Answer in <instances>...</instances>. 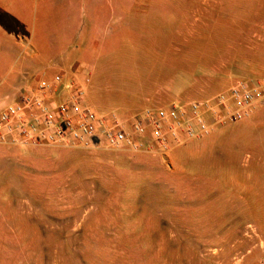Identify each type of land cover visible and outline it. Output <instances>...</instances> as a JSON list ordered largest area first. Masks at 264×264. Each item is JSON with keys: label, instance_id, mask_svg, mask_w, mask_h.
I'll return each mask as SVG.
<instances>
[{"label": "rangeland", "instance_id": "rangeland-1", "mask_svg": "<svg viewBox=\"0 0 264 264\" xmlns=\"http://www.w3.org/2000/svg\"><path fill=\"white\" fill-rule=\"evenodd\" d=\"M33 40L36 85L96 63L87 103L128 126L264 84V0H36ZM0 264H264V103L168 153L0 143Z\"/></svg>", "mask_w": 264, "mask_h": 264}, {"label": "built area", "instance_id": "built-area-1", "mask_svg": "<svg viewBox=\"0 0 264 264\" xmlns=\"http://www.w3.org/2000/svg\"><path fill=\"white\" fill-rule=\"evenodd\" d=\"M63 75L41 79L37 86L0 112V143L9 145L62 144L134 150L144 147L168 153L208 133L215 125L249 117L264 103V84L239 80L229 91L206 102L148 107L128 126L108 117L86 101L87 88ZM56 95H60L57 96ZM204 109L211 111L209 120ZM149 137L144 140L143 137Z\"/></svg>", "mask_w": 264, "mask_h": 264}, {"label": "crops", "instance_id": "crops-1", "mask_svg": "<svg viewBox=\"0 0 264 264\" xmlns=\"http://www.w3.org/2000/svg\"><path fill=\"white\" fill-rule=\"evenodd\" d=\"M17 8L18 9L15 11L8 5L3 8L0 7V12L2 13V10L4 11V15L0 14V73L2 74L0 77L7 73L13 74L14 72L9 81H4L3 77L0 78V100L5 95H12L14 97L13 99L16 100L19 95L35 88L37 86L35 82L36 69L37 71L41 70V72L45 74L48 72L46 65H43L45 64V60L42 61L37 59L40 56H36V54L31 57L17 58L23 51L30 49L33 52L35 51L33 38L35 30L36 0H22L19 5L17 4ZM79 28L81 29V27L76 29ZM12 31L15 33L14 37L6 38ZM19 32H22L20 39L18 38V36H20ZM4 33L8 35L4 36ZM78 35H76V39L80 36ZM81 47L82 45L80 48ZM75 60L77 61L72 60L71 57L64 60L67 62V67H70V63L73 62V69H77V71L80 69L82 71V73H77L73 80L83 83L87 90L98 86L96 77L99 76V67H97V64L93 62L83 63L82 58H77ZM38 61H42V64ZM18 66L19 68H17ZM92 69H94V72H92ZM92 76L93 79L91 80ZM63 79L64 86L67 87L69 80H65V77Z\"/></svg>", "mask_w": 264, "mask_h": 264}]
</instances>
